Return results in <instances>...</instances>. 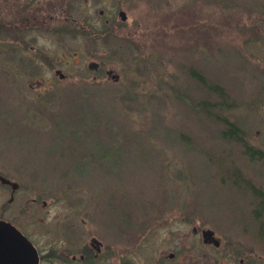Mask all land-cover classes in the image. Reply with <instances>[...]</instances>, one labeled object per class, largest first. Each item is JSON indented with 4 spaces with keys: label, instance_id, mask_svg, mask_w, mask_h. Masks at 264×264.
<instances>
[{
    "label": "rangeland",
    "instance_id": "374dc122",
    "mask_svg": "<svg viewBox=\"0 0 264 264\" xmlns=\"http://www.w3.org/2000/svg\"><path fill=\"white\" fill-rule=\"evenodd\" d=\"M0 155L41 264H67L73 221L129 264L131 222L177 214L222 238L218 264H264V0H0Z\"/></svg>",
    "mask_w": 264,
    "mask_h": 264
},
{
    "label": "flooded vegetation",
    "instance_id": "af4514ba",
    "mask_svg": "<svg viewBox=\"0 0 264 264\" xmlns=\"http://www.w3.org/2000/svg\"><path fill=\"white\" fill-rule=\"evenodd\" d=\"M106 22L108 23L109 20H106ZM7 24L4 22L1 30L8 32L11 29V32L17 37L22 35V28L25 26L22 18L9 23L10 26L8 27H6ZM78 25L79 30H88L87 25L83 23ZM91 33L96 35L94 32ZM18 42H21V38H18ZM92 61L98 63V66L93 70H98L101 62L96 60L90 62ZM57 70L61 72L57 73ZM109 70L111 68L107 70V73ZM112 70L114 72V69ZM56 73L60 78L66 77V74L60 68L56 69ZM20 162L21 160L17 164H12L7 161L6 155H0V221L6 222L9 227L16 228L31 241L39 252V264H41L46 255L35 239V235L40 230L41 220L38 215L33 217L31 221L25 218L26 209H30V205H26L22 177L24 166ZM30 201L33 202L32 206L34 207H38L37 205L41 203L40 198L37 196L30 197L27 202ZM42 203L44 206L47 205L46 200H43ZM186 222L193 223L194 221L191 218L186 219L185 215L177 214L150 215L131 222L133 236L130 240L129 264H218L221 257H217L216 253L222 246V238L213 228L203 222L193 223L190 230L184 231ZM76 224L74 221L69 224L67 239L64 243L68 253L65 255L67 264H120L119 254L109 252L111 257L105 256L104 253L108 249L105 242L92 234L88 236L85 235V232L76 233L73 230ZM208 229L214 230L212 238H209L208 233H206ZM154 237L155 241H153ZM216 237L220 238L219 245L215 242ZM16 238H18V235H16ZM186 242H188L187 245ZM153 243H158L161 246L154 248L155 250L152 251L153 247L150 244ZM167 243H170L168 247L162 246ZM54 250L55 247L53 246L51 251ZM57 250L61 254V248ZM227 254H230V251H227ZM106 259L108 261H105ZM240 261L243 264H249L244 262V258H241Z\"/></svg>",
    "mask_w": 264,
    "mask_h": 264
},
{
    "label": "water",
    "instance_id": "95a60500",
    "mask_svg": "<svg viewBox=\"0 0 264 264\" xmlns=\"http://www.w3.org/2000/svg\"><path fill=\"white\" fill-rule=\"evenodd\" d=\"M103 13V10L101 11ZM121 20L125 21L127 19V12L124 9L119 11ZM98 63L92 61L88 64L90 69H95ZM57 70V73H60ZM108 74L118 80L120 75L109 70ZM63 76V74L61 73ZM16 228L9 227L6 222L0 221V264H39L40 255L38 250L34 247L31 241L20 233ZM209 238L214 235V230L208 229L207 232ZM18 235V238H16ZM216 244H220V238L216 237Z\"/></svg>",
    "mask_w": 264,
    "mask_h": 264
},
{
    "label": "trees",
    "instance_id": "16d2710c",
    "mask_svg": "<svg viewBox=\"0 0 264 264\" xmlns=\"http://www.w3.org/2000/svg\"><path fill=\"white\" fill-rule=\"evenodd\" d=\"M26 17L28 18L29 16H26ZM26 17L22 18L23 22H24V25L26 24V20H27V19H25ZM198 77L203 80V77H200V76H198ZM224 122L226 123L227 128L223 131V136L226 137V138L237 139L240 142L243 141L244 135H243L242 130L235 123H233L232 121H230L227 118H224ZM249 148L250 147H247V149H249ZM249 152H250V150H249ZM251 153H252V155H254V154H258L260 156L262 155V151L261 150L253 149ZM250 188L252 190L256 191V194H257V197H258L259 201L261 202V204H264V196L262 195V193L258 192L257 188H253V187H250Z\"/></svg>",
    "mask_w": 264,
    "mask_h": 264
}]
</instances>
